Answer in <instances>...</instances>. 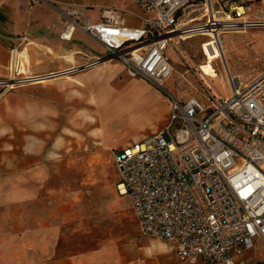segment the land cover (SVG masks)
Wrapping results in <instances>:
<instances>
[{
    "label": "built area",
    "instance_id": "2783aa9c",
    "mask_svg": "<svg viewBox=\"0 0 264 264\" xmlns=\"http://www.w3.org/2000/svg\"><path fill=\"white\" fill-rule=\"evenodd\" d=\"M28 1L55 10L64 23L62 39L71 40L80 29L99 42L103 52L57 71L28 78L12 74L0 82L10 87L34 77L75 75L111 59L121 62L129 76L167 91L170 112L165 125L114 152L118 194L129 197L141 231L173 243L184 264H261L264 70L245 80L221 57L231 89L225 96L210 76L195 69L183 42L206 36L223 50V34L264 28V16L248 15L250 8L237 0H134L141 14L103 6L94 20L86 5ZM130 16L141 25L129 23ZM170 46L184 61L183 83L196 89L188 97L166 87L175 72ZM191 71L193 79L186 76Z\"/></svg>",
    "mask_w": 264,
    "mask_h": 264
},
{
    "label": "rangeland",
    "instance_id": "374dc122",
    "mask_svg": "<svg viewBox=\"0 0 264 264\" xmlns=\"http://www.w3.org/2000/svg\"><path fill=\"white\" fill-rule=\"evenodd\" d=\"M60 1L89 6L95 16L99 14V9L95 8L116 6L128 9L132 5L131 0ZM237 1L250 8L246 9L248 15L264 16V0ZM56 17L57 22H63L58 15ZM89 40L82 42L77 39L74 43L99 54L102 46ZM222 44L233 74H241L245 80H250L264 70V28L225 33ZM24 46H29L31 52L36 44ZM183 49L195 69L198 71L199 68L205 77L212 78L215 89L225 96L231 93L228 74L214 40L195 36L183 42ZM168 53L176 70L166 82V87L182 97L196 93L194 87L183 83V59L172 46ZM105 61H108L104 64L105 74L91 75L84 79L83 84L62 79L40 83L35 88L37 96L53 99L58 106V114L63 115L60 121L63 126L59 128L57 138L59 173L57 184L52 186L57 194L56 207L62 214V217L58 216L60 227L54 240L56 255L105 247L113 249L114 264H183L170 242L141 231L129 197L119 195L116 189L115 144L136 134L151 132L155 128L153 124L159 123L170 111V95L143 78L129 76L123 66L119 67L117 60ZM191 75L192 71L186 74L190 79ZM157 90L162 93L161 98L155 97ZM98 114L105 129L110 119H122L126 125L120 131L103 136L99 125L95 124ZM80 118H83L82 122ZM258 248V259L263 264L264 247L258 243Z\"/></svg>",
    "mask_w": 264,
    "mask_h": 264
},
{
    "label": "crops",
    "instance_id": "0c3cea01",
    "mask_svg": "<svg viewBox=\"0 0 264 264\" xmlns=\"http://www.w3.org/2000/svg\"><path fill=\"white\" fill-rule=\"evenodd\" d=\"M131 1L128 10L141 14L139 5ZM87 7L93 19L98 20L102 7L95 8L99 9L96 16L91 13L93 8ZM56 16L51 7L31 4L28 0H0V81L8 80L12 74L17 78H25L29 72L32 76L43 75L81 63L88 59L86 56L96 55L86 46L74 43L77 39L82 42L91 39L97 46L101 45L80 29L75 31L71 40L62 39L60 33L64 23L57 22ZM128 20L133 25H141L140 20L131 16ZM31 43L37 44L30 52L29 63L23 55V48L24 44ZM16 48L19 55L14 71L12 61ZM74 51H77V61L67 60L65 55ZM118 65L124 67L121 62ZM105 71L103 66L71 78L17 81L14 83L16 86L10 87L0 82V264H114L113 249L105 247L56 255L54 240L60 227L58 216L62 217V214L56 207L57 194L52 186L57 184L59 173L57 138L58 130L63 126L60 124L63 115L58 114V106L53 99L37 96L35 90L38 84L54 80H73L83 84L89 76H102ZM154 95L162 97L159 90ZM169 112L159 123L153 124L155 128L151 132H142L115 144L116 150L156 132L167 122ZM80 120L82 122L83 118ZM95 124L99 125L103 136L120 131L126 125L122 119H110L105 129L99 114ZM171 244L177 255L175 245Z\"/></svg>",
    "mask_w": 264,
    "mask_h": 264
},
{
    "label": "bare ground",
    "instance_id": "6f19581e",
    "mask_svg": "<svg viewBox=\"0 0 264 264\" xmlns=\"http://www.w3.org/2000/svg\"><path fill=\"white\" fill-rule=\"evenodd\" d=\"M241 9H243V7L241 6ZM237 32H245V31H237ZM33 41V40H32ZM222 42V41H221ZM30 43V42H29ZM37 44V43H36ZM42 45V44H41ZM45 45V44H43ZM41 47V46H40ZM49 47V46H48ZM222 47H223V50L219 48V51H220V56L221 57H225V49H224V46L222 44ZM29 46H25L23 48V55L26 57L27 61L30 63V50H29ZM52 50V49H51ZM18 55H19V52H18V49H14L13 50V61H12V69L15 71L16 68H17V64H18ZM58 55V54H57ZM60 55V54H59ZM62 55V54H61ZM59 58V57H57ZM65 58L69 61H72V62H76V51L72 52L71 54L69 55H65ZM49 59V58H48ZM64 59V58H63ZM108 61H103L102 63H100L98 66H96L95 68H100V67H103L104 64H106ZM62 65V64H61ZM51 71V70H50ZM41 73V72H40ZM202 74V73H201ZM203 75V74H202ZM32 75L30 74V72L25 75L24 77H31ZM72 76H75V75H69V74H66V75H61V76H55V77H47V76H41V77H34V78H31V79H34L35 81L34 82H40V81H44V80H48V79H55V78H71ZM23 78V77H22ZM14 84L13 83H10V86H13Z\"/></svg>",
    "mask_w": 264,
    "mask_h": 264
},
{
    "label": "trees",
    "instance_id": "16d2710c",
    "mask_svg": "<svg viewBox=\"0 0 264 264\" xmlns=\"http://www.w3.org/2000/svg\"><path fill=\"white\" fill-rule=\"evenodd\" d=\"M222 1H226V0H222ZM241 5H244V3H241ZM245 6V5H244ZM246 7H248L247 5H246ZM188 39H190V38H188Z\"/></svg>",
    "mask_w": 264,
    "mask_h": 264
}]
</instances>
